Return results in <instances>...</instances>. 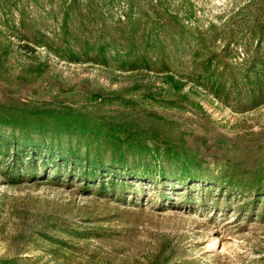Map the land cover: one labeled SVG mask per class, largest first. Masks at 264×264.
<instances>
[{
    "label": "rangeland",
    "instance_id": "374dc122",
    "mask_svg": "<svg viewBox=\"0 0 264 264\" xmlns=\"http://www.w3.org/2000/svg\"><path fill=\"white\" fill-rule=\"evenodd\" d=\"M0 121V264H264V0H0Z\"/></svg>",
    "mask_w": 264,
    "mask_h": 264
},
{
    "label": "trees",
    "instance_id": "16d2710c",
    "mask_svg": "<svg viewBox=\"0 0 264 264\" xmlns=\"http://www.w3.org/2000/svg\"><path fill=\"white\" fill-rule=\"evenodd\" d=\"M102 54L103 51H100ZM104 58V57H103ZM104 62V59H103ZM124 66V63L121 65ZM134 67H131V69H133ZM169 78V82L171 83V85L173 86V88L179 89L181 87V85H179V83L177 81L173 80V77L171 75H168ZM124 103V102H123ZM127 105V103H125ZM43 113L47 114V115H57L59 117V120L63 119V118H69L71 120H73V124L72 126L70 125H66L65 123L61 122L60 120V125L62 126V128L64 129L65 134L68 137H72L74 136L76 139V143L72 144L69 143V147L66 148L65 150H61V148L58 146V150H59V154H58V158L59 160H64L62 156H66V154L72 155L73 157L74 154L76 152L79 153H83L85 155V157H83V160H85L88 164V167H90L89 169H91V165H96L99 164L100 161H97L94 157L91 159V154L94 152V142L98 141V136L99 134L96 131V128H94V126H91L89 124V116L84 113H82L81 111H78L77 109L74 108H66V109H49L48 111H43ZM58 119V118H57ZM3 121H0V123H2ZM30 134V133H29ZM27 138H29L30 140H33L32 137L27 136ZM80 138L84 139V149H79L78 146H80L81 142L79 141ZM60 143V141H58V144ZM17 148V146H16ZM31 153L32 152H37V150L35 148H29L28 149ZM16 155H18V151H20L19 149L16 150ZM24 151V150H23ZM93 173L96 172V170L94 169V167H92ZM99 171L101 170V168L98 169ZM261 179V178H260ZM6 262H11V260H7Z\"/></svg>",
    "mask_w": 264,
    "mask_h": 264
}]
</instances>
